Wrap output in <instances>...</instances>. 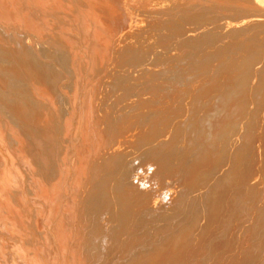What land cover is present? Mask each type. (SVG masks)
I'll return each instance as SVG.
<instances>
[{
  "label": "bare ground",
  "instance_id": "bare-ground-1",
  "mask_svg": "<svg viewBox=\"0 0 264 264\" xmlns=\"http://www.w3.org/2000/svg\"><path fill=\"white\" fill-rule=\"evenodd\" d=\"M262 204L264 0H0V264H264Z\"/></svg>",
  "mask_w": 264,
  "mask_h": 264
},
{
  "label": "rangeland",
  "instance_id": "rangeland-1",
  "mask_svg": "<svg viewBox=\"0 0 264 264\" xmlns=\"http://www.w3.org/2000/svg\"><path fill=\"white\" fill-rule=\"evenodd\" d=\"M179 51H180L181 53L183 52L182 49H180ZM84 70L87 72V70H86L85 68H84ZM166 198H167V197H165V199H166ZM187 204H188V203H187ZM187 204H183L184 206H183V208H181L182 210H184L183 212H185V210H187V209H186L187 206H191V207H190L191 209H190L189 207H187V208H188L187 212L192 211V209H193L192 206H193V205H192V204H191V205H189V204L187 205ZM262 207H263V208H262ZM258 209L260 210V211H259V214H261V216L264 215V204H262V206H259ZM182 210H181V211H182ZM189 210H190V211H189ZM187 212H186V213H187ZM261 212H262V213H261ZM253 213H254V212H253ZM253 213L251 212L249 215L246 216L247 218H246L245 224H246V222H247L246 225L251 226V227L255 225L256 228H257V229H256L257 231H255V232H258V233L260 234V233H262V230L260 231V230L258 229V227H260V229H261L262 226H259V223H257L258 225L255 224V223H256L255 220H254V219H255V218H254V215H255V214H253ZM252 214H253V215H252ZM250 215H252L251 218H250ZM248 216H249V218H248ZM261 216H260V218H261ZM252 218H253L254 221L252 220ZM263 218H264V217H263ZM165 219H166V221H169L171 218H168V217H167V218H165ZM165 219H164V221H165ZM249 219L252 220V221H250ZM172 220H175V218H173ZM247 220H249L250 223H248ZM260 220H262V221H261L262 223L264 222V219L261 218ZM164 221H163V222H164ZM166 221H165V222H166ZM251 223H252V225H250ZM253 223H254V224H253ZM162 227H164V225H162ZM149 230H150V228H149ZM252 230H255V228H253ZM251 232L253 233V231H251ZM248 233H249V232H248ZM258 233H257V234H258ZM249 234H250V233H249ZM249 234H246L245 237H244L246 243L249 241L248 238H247L248 236H251V238L249 237V239H252V237H253L252 235H249ZM147 236H148V235H147ZM149 236H150V235H149ZM149 236H148V237H149ZM246 238H247V239H246ZM254 238H257V236L253 237V239H254ZM247 240H248V241H247ZM229 253H230V252L228 251L227 255H228ZM230 255H232V254H230ZM230 255H229V256H230Z\"/></svg>",
  "mask_w": 264,
  "mask_h": 264
}]
</instances>
